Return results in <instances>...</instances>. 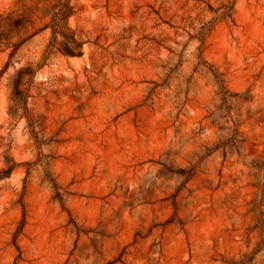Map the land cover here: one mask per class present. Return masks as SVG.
I'll use <instances>...</instances> for the list:
<instances>
[{
    "label": "rangeland",
    "instance_id": "374dc122",
    "mask_svg": "<svg viewBox=\"0 0 264 264\" xmlns=\"http://www.w3.org/2000/svg\"><path fill=\"white\" fill-rule=\"evenodd\" d=\"M0 264H264V0H0Z\"/></svg>",
    "mask_w": 264,
    "mask_h": 264
},
{
    "label": "trees",
    "instance_id": "16d2710c",
    "mask_svg": "<svg viewBox=\"0 0 264 264\" xmlns=\"http://www.w3.org/2000/svg\"><path fill=\"white\" fill-rule=\"evenodd\" d=\"M63 3V2H62ZM65 4L63 3V4H61V7L62 6H64ZM200 63H202V64H206L207 62L205 61V60H203V59H201V62ZM210 67L209 68H213V66L212 65H209ZM212 70H214V72H215V74H216V76H217V78H220L219 77V73L216 71V69H212ZM219 81H221V79H219ZM26 108V107H25ZM27 109V108H26Z\"/></svg>",
    "mask_w": 264,
    "mask_h": 264
}]
</instances>
